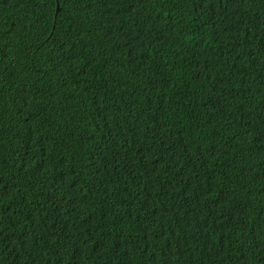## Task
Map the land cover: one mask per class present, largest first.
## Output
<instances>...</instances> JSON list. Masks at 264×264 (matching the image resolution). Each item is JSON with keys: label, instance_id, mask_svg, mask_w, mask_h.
<instances>
[{"label": "trees", "instance_id": "obj_1", "mask_svg": "<svg viewBox=\"0 0 264 264\" xmlns=\"http://www.w3.org/2000/svg\"><path fill=\"white\" fill-rule=\"evenodd\" d=\"M0 264H264V0H0Z\"/></svg>", "mask_w": 264, "mask_h": 264}]
</instances>
